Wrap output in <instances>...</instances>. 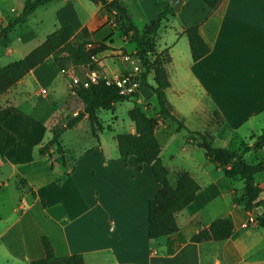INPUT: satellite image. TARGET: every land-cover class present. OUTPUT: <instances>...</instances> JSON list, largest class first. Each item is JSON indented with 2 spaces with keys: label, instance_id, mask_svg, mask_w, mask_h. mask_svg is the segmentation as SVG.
<instances>
[{
  "label": "crops",
  "instance_id": "0c3cea01",
  "mask_svg": "<svg viewBox=\"0 0 264 264\" xmlns=\"http://www.w3.org/2000/svg\"><path fill=\"white\" fill-rule=\"evenodd\" d=\"M24 1L0 0V23L19 14ZM118 1L137 29L170 5L169 0ZM65 23L74 32L85 27L93 41L108 45L96 57L99 74L112 76L128 70L131 60L124 55L137 60L132 55L135 43L124 38L112 12L104 10L99 1L49 0L0 38V66L23 57ZM191 25H197L209 46L195 61L183 32ZM164 48L169 54L165 92L172 111L191 129L218 141L215 146L238 149L241 141L251 143V135L264 128V0H218L213 7L204 0H182L157 30L156 50ZM66 69L61 72L48 56L0 95V106H14L3 126L17 139L16 145L0 155V264H29L43 257L42 234L49 237L54 250L47 264H65L70 253H81L85 264H264V227L255 221L262 206L246 209L236 203L233 198L242 194V181L226 176L202 148L184 137L177 143L186 159L197 149L203 157L192 168L165 162L158 131L169 141L181 136L170 119L154 130L169 181L175 180L171 179L173 170L184 169L201 187L194 200L175 213L178 230L150 238L148 201L160 186L151 165L139 164L134 155L125 162L121 159L115 137L120 132L113 135L114 144L102 139V131L112 130L119 101L112 109L97 111L104 127L97 136L91 134L87 114L66 126L84 105L71 88L70 76L82 77L88 71L84 65ZM148 82L153 83L151 74ZM139 96L140 90L136 101L143 105ZM101 110H109L110 121L99 116ZM129 120L122 132L135 131ZM191 120L209 128V135ZM81 124L87 125L90 143L68 156L63 136L77 132ZM57 127H63L59 136L62 152L54 145L40 152L39 147ZM256 153L264 159V147ZM174 157L175 153H167L168 160ZM255 182L264 187V170L255 174ZM217 217L232 221L228 238L190 240Z\"/></svg>",
  "mask_w": 264,
  "mask_h": 264
},
{
  "label": "trees",
  "instance_id": "16d2710c",
  "mask_svg": "<svg viewBox=\"0 0 264 264\" xmlns=\"http://www.w3.org/2000/svg\"><path fill=\"white\" fill-rule=\"evenodd\" d=\"M49 0H25L19 14L8 19L6 23H0V38L6 36L17 25L23 23L37 6ZM99 1L104 10L112 12L115 25L120 33L128 41L136 45L132 54L139 64V87L130 94H123L115 84H107L104 79L98 78L96 82H90L88 86L71 85L72 90L83 102V108L70 117L66 126L71 127L77 123L84 114H87L91 134L97 136L103 130L97 111L99 109H112L114 103L130 99L133 105L127 110L128 117L133 121L135 131L120 132L116 134L119 156L125 162L130 155H134L139 164L151 165L155 180L160 184L154 196L149 199L147 207L148 235L150 238L162 237L178 230L175 213L194 200L200 184L184 169L175 171V180L170 182L168 168L163 164L159 156L161 147L155 135V128L167 119L176 124L175 131H184L185 140L194 142L202 148L205 156L217 167L223 170L228 177H236L243 183V192L233 200L242 204L246 209L254 206H262V212L256 216V223L264 227V187L255 182V174L264 170V159L248 162L244 154L250 150H258L264 147V128L258 133H253L251 143L241 141V148H225L213 146L207 136L190 129L181 117H178L169 104L165 89L169 86L165 64L169 61V54L164 48L156 50V33L168 14H174V10L167 5L159 11L157 16L141 29H137L132 23L125 7L118 0ZM213 7L218 0H204ZM187 36L190 56L193 61L199 59L209 51L198 32L197 25H191L183 29ZM90 43L93 46L86 47ZM108 48L104 41H93L89 37L88 30L83 27L74 32L71 24L65 23L46 34L45 38L34 46L28 53L19 59L12 60L0 66V95L11 85L19 80L30 69L41 63L46 57L51 56L59 69L68 66L84 65L87 70L97 69L96 59L93 55ZM152 75L153 83L148 82V76ZM142 87H149L156 96L157 115L149 116L137 103L138 91ZM13 105L0 106V155L10 147L16 145V136L4 126V120L12 113ZM107 128L109 126L107 125ZM63 127L53 130L51 137L39 147L40 152H45L49 147L55 146L62 152L59 136ZM24 182V179H21ZM232 221L227 217H217L207 226L200 228L190 236L191 241L224 240L232 232ZM44 248V256L31 259L29 264H47V260L53 256L54 250L49 237L41 235ZM65 264H85L81 253H70L65 256Z\"/></svg>",
  "mask_w": 264,
  "mask_h": 264
},
{
  "label": "rangeland",
  "instance_id": "374dc122",
  "mask_svg": "<svg viewBox=\"0 0 264 264\" xmlns=\"http://www.w3.org/2000/svg\"><path fill=\"white\" fill-rule=\"evenodd\" d=\"M4 23H6V22H4ZM4 23H2V24H4ZM139 97L143 100V105H140V107H142V109H143V106L145 107V110L144 109L143 110L146 112V114H148L149 116H153V117L156 116L157 115L156 96L151 91V89L149 87L140 88V96ZM170 98H171L172 102L176 104L177 100L175 99L174 95H170ZM180 102L181 101H179V103ZM130 106H131V100L130 99L121 100L117 103V105L114 109V116L116 117V120L113 121L112 130H110V131L104 130V131H102V134H101L102 139L105 142L114 144L113 135L116 132H122L127 127V124L130 122L128 115H127V109ZM109 113H110L109 110H101L99 116L105 121H110V119H107V117L109 116ZM64 120H67V119H64ZM214 120H216V117H214ZM200 121H201V119H200ZM164 122H161V123H164ZM190 123L196 124L197 126L201 127L202 129L206 128L205 125H203V123H201V124L195 123V121H192V120L190 121ZM207 129H209V128H206L205 129L206 131H204V132H206L207 135H209L208 132L210 130H207ZM87 131H88L87 125L81 124L80 128L77 130V132L76 131L75 132L69 131V132H66L64 134L63 143H65L66 147L68 148V151H69V152H67L68 156H74L80 150H82L83 147L89 145V143H90L89 139L90 138H88ZM179 133L181 135V136H179V138H175L173 140L171 139V141H169V139L167 140V137H166L167 135L163 136L160 134V131H158V136H159L161 143H162V146H163V152H162L161 156L165 162H167V163L171 162L174 166H187L188 168H192L195 165L194 163L197 161V159H201L203 157L200 154V151H202V150L201 149L195 150L192 153L191 158L186 159V156H187L186 153L180 149V145L177 143L181 137L185 138V135H184L185 132L179 131ZM208 140L211 142V144L213 146H215V144L217 145L219 143L218 141L213 142L210 139H208ZM241 147H242L241 143H239L237 145V148H241ZM256 151L257 150H254V151L250 150V151L246 152L244 154L245 160L248 162H253L255 160L263 159L262 155L259 153H256ZM168 152L175 153V157H174L173 161H170L167 159V153ZM246 155H247V157H245ZM260 156H261V158H260ZM176 170L177 169L173 170V172L171 174V179L172 178L175 179V171ZM197 179L201 180L199 175L197 176ZM12 183H13L12 181L9 182L10 186L12 185ZM250 221H252V220L249 217L248 222H250Z\"/></svg>",
  "mask_w": 264,
  "mask_h": 264
},
{
  "label": "built area",
  "instance_id": "2783aa9c",
  "mask_svg": "<svg viewBox=\"0 0 264 264\" xmlns=\"http://www.w3.org/2000/svg\"><path fill=\"white\" fill-rule=\"evenodd\" d=\"M93 46L90 43L86 44V47ZM94 59H96L97 55H93ZM124 59L131 60V67L126 70L125 72H121L112 76H107L103 74H99V72L96 69H90L86 72V74L82 77L71 75L70 76V83L71 85H81V86H88L90 82H96L98 78H102L105 80L107 84H115L119 87L120 92L123 94H130L132 93L137 87H139V79H138V73H139V64L137 60L131 59L130 56L124 55ZM66 68L61 69V72H66ZM41 93L46 92L45 87L40 88ZM252 220V218L250 217Z\"/></svg>",
  "mask_w": 264,
  "mask_h": 264
},
{
  "label": "water",
  "instance_id": "95a60500",
  "mask_svg": "<svg viewBox=\"0 0 264 264\" xmlns=\"http://www.w3.org/2000/svg\"><path fill=\"white\" fill-rule=\"evenodd\" d=\"M182 0H169V4L174 10H177L179 8V5Z\"/></svg>",
  "mask_w": 264,
  "mask_h": 264
}]
</instances>
